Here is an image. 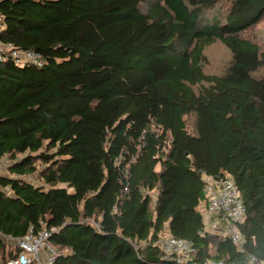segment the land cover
<instances>
[{
    "label": "trees",
    "instance_id": "trees-1",
    "mask_svg": "<svg viewBox=\"0 0 264 264\" xmlns=\"http://www.w3.org/2000/svg\"><path fill=\"white\" fill-rule=\"evenodd\" d=\"M0 12V39L45 62L0 64V162L12 161L0 256L33 227L69 251L56 264H177L154 245L166 234L196 262L264 264V50L244 36L264 0H0ZM216 42L232 53L223 75L205 72ZM38 161L41 186L24 179ZM227 177L247 212L239 245L203 234L208 180Z\"/></svg>",
    "mask_w": 264,
    "mask_h": 264
},
{
    "label": "built area",
    "instance_id": "built-area-1",
    "mask_svg": "<svg viewBox=\"0 0 264 264\" xmlns=\"http://www.w3.org/2000/svg\"><path fill=\"white\" fill-rule=\"evenodd\" d=\"M6 29L4 15L0 12V36ZM12 61L20 67L35 66L41 68L45 62L42 56L34 51L22 50L13 44L5 43L0 39V64ZM208 205L203 210V222L205 233L229 237L234 244H241L243 236L239 226L245 222L246 207L242 196L232 178L220 180H208L206 189ZM55 229L42 228L35 230L30 228L26 236L16 240L17 252L6 264H56L60 256L69 253L61 251L51 241V235ZM146 245L142 243L141 246ZM161 248L164 261L174 260L177 264H225L224 262L207 261L205 263L193 261L196 249L189 241L166 234L161 236L154 244ZM139 246H137L138 248ZM256 262L251 259V264Z\"/></svg>",
    "mask_w": 264,
    "mask_h": 264
},
{
    "label": "rangeland",
    "instance_id": "rangeland-1",
    "mask_svg": "<svg viewBox=\"0 0 264 264\" xmlns=\"http://www.w3.org/2000/svg\"><path fill=\"white\" fill-rule=\"evenodd\" d=\"M143 9L145 10V6H143ZM227 9V4L222 3L217 6L215 12H222L223 14H226ZM212 18L213 16L210 17V20ZM223 21L224 19H222V22ZM244 36L247 39L251 40L253 43L258 44L264 50V18L257 26L246 32ZM205 55L207 58L205 64V72L210 75H223L228 70L232 61V53L220 42H216L211 47H209L206 50ZM193 122V118L188 119L190 129H192ZM11 163L12 161L8 157L2 159V161L0 162V175H9L8 168ZM35 165L37 166V172L33 175L24 177V179L37 186L44 185V182L40 178V173L43 170L44 165L39 161L36 162ZM2 240L9 244V239L3 238Z\"/></svg>",
    "mask_w": 264,
    "mask_h": 264
},
{
    "label": "crops",
    "instance_id": "crops-1",
    "mask_svg": "<svg viewBox=\"0 0 264 264\" xmlns=\"http://www.w3.org/2000/svg\"><path fill=\"white\" fill-rule=\"evenodd\" d=\"M6 238V237H5ZM7 239H9V244H7V249H6V253H5V257L4 256H0V264H4V258H7L9 256V251H15L17 248V244H16V240L14 238H10L8 237Z\"/></svg>",
    "mask_w": 264,
    "mask_h": 264
}]
</instances>
